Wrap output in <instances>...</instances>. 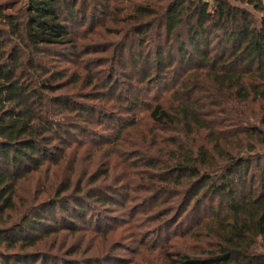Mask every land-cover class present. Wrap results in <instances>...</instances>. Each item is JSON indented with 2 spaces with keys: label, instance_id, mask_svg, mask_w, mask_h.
<instances>
[{
  "label": "trees",
  "instance_id": "1",
  "mask_svg": "<svg viewBox=\"0 0 264 264\" xmlns=\"http://www.w3.org/2000/svg\"><path fill=\"white\" fill-rule=\"evenodd\" d=\"M135 190L159 264H264V0H0V264L111 262Z\"/></svg>",
  "mask_w": 264,
  "mask_h": 264
},
{
  "label": "rangeland",
  "instance_id": "2",
  "mask_svg": "<svg viewBox=\"0 0 264 264\" xmlns=\"http://www.w3.org/2000/svg\"><path fill=\"white\" fill-rule=\"evenodd\" d=\"M75 30H78L75 28ZM87 155V154H85ZM86 165V162H81L78 164L77 168L82 169ZM76 168V169H77ZM44 176L42 174H39L38 177H35L31 181L24 183L23 186H21V190L24 193H30L31 191H35L37 189H40V194H45V180ZM49 184V183H48ZM115 184H111V186H114ZM128 186V188H127ZM121 185V187H116L114 190L118 192L117 198L118 200L126 199L124 197L129 193V190L131 186L129 185ZM29 195V196H30ZM132 200L131 201V207H134L132 210H128V213H125L123 211H120L121 209L119 207H116L113 209L112 212L105 213L100 208L99 206H94L92 207L95 209V211H91L92 217H95V215L98 216L97 222L102 224L104 228H109L111 227L114 231L113 232H108V238L104 239L103 236H94V239H90L92 242V247L95 248V255L96 254H103L106 253L107 251L110 252V254L113 256L111 257L110 261L111 262H101V264H159L157 258L155 257V253L152 251H142L139 248V246L131 239V233L136 232L139 235V239L143 240L144 238L149 236V240H154L155 235L152 233L146 232V229L148 228L146 225L145 220V215L141 211L144 209L142 206H139L141 200L139 201L140 198V193H137L135 190L134 192L131 193ZM137 202V203H136ZM133 210H138L140 213H137L136 216L132 214ZM143 221V222H142ZM185 228H188L186 226ZM180 225L177 224L171 229H169V235L170 234H177L172 237V249L173 250H181L184 245V239L179 237V230H180ZM165 233L163 234L164 240H166L169 235L167 233V230L164 231ZM110 233V234H109ZM103 235V234H102ZM168 235V237H167ZM177 236V237H176ZM112 244H115L117 247H119V251L113 252L110 249V246ZM94 252V251H92ZM139 253V255H138Z\"/></svg>",
  "mask_w": 264,
  "mask_h": 264
}]
</instances>
